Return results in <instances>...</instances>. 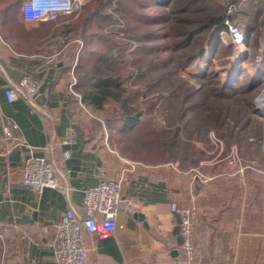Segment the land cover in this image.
I'll return each instance as SVG.
<instances>
[{"label": "crops", "instance_id": "0c3cea01", "mask_svg": "<svg viewBox=\"0 0 264 264\" xmlns=\"http://www.w3.org/2000/svg\"><path fill=\"white\" fill-rule=\"evenodd\" d=\"M248 1L246 12L250 17L256 15L255 21L245 46H234L233 57L242 55L250 61L251 51L259 45L249 64L262 73L264 0ZM42 23L29 24L23 19L27 30L38 29ZM6 27V22L0 23V64L5 74L13 80L35 74L42 85L37 97L41 111L33 112L24 99L8 98L7 79L0 77L3 264H59L52 245L55 224L70 205H82L88 187L123 175L117 229L107 237L85 234L87 244L94 248L88 264H264V158L244 160L242 165L247 167L240 174L241 165L231 164L225 146L212 140L206 154L200 153L198 163L189 167L180 166L179 161L144 160L129 148L119 150L107 137L90 134L80 126L68 76L62 71L64 61L53 56L56 52L18 50L13 40L5 38ZM11 122L19 125L26 145L5 137L3 125ZM71 125L77 130L76 138L65 144ZM196 145L204 148L200 141ZM66 149L70 157L64 156ZM51 155L68 174L69 195L52 187L36 191L18 183L27 159ZM173 201L197 209L191 255L183 247L180 217L171 209Z\"/></svg>", "mask_w": 264, "mask_h": 264}, {"label": "rangeland", "instance_id": "374dc122", "mask_svg": "<svg viewBox=\"0 0 264 264\" xmlns=\"http://www.w3.org/2000/svg\"><path fill=\"white\" fill-rule=\"evenodd\" d=\"M23 1L0 0V5L12 7L10 15L14 25L21 20ZM165 1L163 4L159 0H90L79 11L59 20L60 28L70 24L76 29L67 36L61 35L60 30L50 37L49 50L59 45L58 50L63 49V52L55 57L66 65L70 63V69L62 71L68 76L79 124L90 134L107 137V141L119 150H125L134 140L136 146H144L140 150L148 156L155 149L160 150L159 153L164 151L167 156L170 148L167 143L175 137L176 131H186V126L182 127L185 119L193 118L187 122L191 130L200 119L205 125L203 130L192 132L193 136L181 134L184 144L170 150V159L178 161L185 149L193 152L191 144L202 142L199 140L201 135L210 140L213 136L221 139L228 154L233 149L238 150L245 163L255 148L254 137L264 138V117L257 106V99L264 91V80L261 82L264 72H258L255 64H249L256 58L259 45L251 51L250 61H245L242 55L233 57L234 48H222L221 45L217 48L218 36L212 34L210 38L213 33L210 31L196 35L188 44L195 28L202 26L209 13H216L221 8L218 0H207L212 7L208 11L201 10L203 0ZM189 1L193 2V7L186 12ZM147 12L158 13L160 18L149 23L136 17L138 13ZM87 15H91L90 19L82 24L81 20ZM85 28L98 39L86 44ZM220 35L222 37V32ZM224 35L226 42H230L228 35ZM198 43L206 46V50L212 49L213 44L215 48L205 54L206 57L194 59ZM66 44L69 45L67 48ZM88 50L102 52L101 57L95 60L93 55L88 60L85 56ZM246 53L248 55V51ZM91 75L115 77L99 105L91 97L86 98L89 93H100ZM251 77L258 81L251 83ZM232 83L234 87L227 89L232 93L226 94L224 89L223 92L221 85ZM194 105L196 108L192 110ZM125 114L138 117L146 123L147 129L134 131L136 134L124 132L121 122ZM180 117L184 119L179 120ZM184 140L189 141V146H185ZM262 146L264 149V140ZM0 264H3V255Z\"/></svg>", "mask_w": 264, "mask_h": 264}, {"label": "built area", "instance_id": "2783aa9c", "mask_svg": "<svg viewBox=\"0 0 264 264\" xmlns=\"http://www.w3.org/2000/svg\"><path fill=\"white\" fill-rule=\"evenodd\" d=\"M90 0H25L21 10L23 19L29 24L47 22L58 19L60 16L70 15L79 11ZM228 29L222 32V38L226 42V33L234 46H245V33L237 25L227 21ZM248 51V47L245 48ZM54 53L53 56L59 54ZM7 79L6 95L10 100L24 99L32 111H41L37 103V97L42 85L41 79L31 73L25 74L20 80H13L5 74L0 64V77ZM257 106L264 117V91L257 99ZM3 133L6 138L16 139L18 143L26 145L19 135V125L11 122L3 125ZM76 128L71 125L66 131L65 144L75 141ZM215 145L223 147V141L213 136ZM65 157H70V150L64 151ZM229 162L241 165L238 172L243 173L246 165H242L239 152L233 149L228 155ZM125 179H102L96 185L85 190L82 205L75 207L70 205L63 217L55 224L56 232L52 242L57 262L59 264H88V254L93 247L86 241V233L107 237L117 229V215L123 207L121 197V184ZM18 183L30 187L36 191H42L46 187H52L59 192L69 195V177L64 172L53 155L50 157L31 156L26 160ZM172 211L180 217V228L183 235V247L191 255L194 249V227L197 216L195 206L180 205L177 201L171 203ZM2 227V222H0Z\"/></svg>", "mask_w": 264, "mask_h": 264}, {"label": "trees", "instance_id": "16d2710c", "mask_svg": "<svg viewBox=\"0 0 264 264\" xmlns=\"http://www.w3.org/2000/svg\"><path fill=\"white\" fill-rule=\"evenodd\" d=\"M2 1H4V0H2ZM159 1L163 4L166 3L165 0H159ZM191 1L195 2L194 0H191ZM191 1H189V3L185 6L186 12L189 11L190 8L192 9V7H193V6L191 7V4L193 3ZM203 1H204V4L202 5L203 7L201 8V10L202 9H205L207 11L210 9L212 10V7L208 5L207 0H203ZM218 2L220 4L221 8L219 10H217L216 13L215 12L209 13V15H207L208 17L206 18V20L204 21L202 26L200 28L199 27L195 28V31L188 38V44L191 43V41L193 40V38L196 35H199L203 31L204 32L210 31V32H213V33H210L211 34L210 38H211L212 34H213V36H214V34L218 36V40H217L218 44L216 45L217 48H219L221 45L222 48L227 47L228 49L232 50L234 48V45H231V44L229 45V44L224 43L221 40V35H220L221 32L226 31L228 29L227 21H230L234 24H237L244 31L245 41H247L248 32L253 27V23L255 21V16H256V15H252L251 17H253V18H251L249 16V14L246 12V8H247L246 5L248 4L247 2H249V1L248 0H218ZM22 3L20 5L21 20H20L19 24H17V25H14L11 23L12 17L10 14H12V11H13V9H11L12 7H10L9 4H4V3L0 5V22H6V25H7L6 29L3 30V34H4L5 38L8 40H13L12 43L14 44V47L18 50H26V51H32L33 50V51H37V52H46V53H49L50 55H52V53H54V52L60 51L58 56L60 54H62L63 49L58 50L59 45H57V46H55L49 50V46H50L49 44L52 41L48 40V39L52 36H55L56 33H59L60 30H61L60 33H62L61 35H65V36L70 34V31L71 32L75 31L76 28L73 26H70V24L64 25L61 28L58 25L59 24L58 22L60 19H62L63 17L69 16V15L60 16L56 20L43 22L41 24L40 28H38V29L27 30V29H24V26H23V15H22V10H21ZM16 12L17 11L14 10L13 13L16 14ZM90 16L91 15H87L83 20H81L82 21L81 23L82 24H83V22L86 23L90 19ZM136 17H141L142 19H140V20H143L144 22L153 23V22H156V20L159 17V14L158 13L156 14L154 12H152V13L147 12L146 14H141V13L139 14L138 13L136 15ZM78 29H79V26H78ZM84 31H85V35H84L85 39L84 40L86 41V44H90L93 40L98 39L97 38L98 36H96L94 33L88 32V28H85ZM79 33L83 34V33H81V30L79 31ZM210 38H209L208 44L210 43ZM198 44L196 45V47L197 46L198 47L195 50L194 54H196V55H195L194 59L197 57H203L205 54H208L210 52V50L215 48V45L213 44V47H211L212 49L206 50V46H203L202 44L201 45L200 44L198 45ZM65 46L67 48L69 45L66 44ZM101 54H102V52H100L98 54V52L95 50L94 51L88 50V51H86L85 56L88 58V60H90V57L94 55L95 56L94 59L96 58L95 60H98L99 57H101L100 56ZM204 57H206V55ZM95 60H93V61H95ZM69 64L70 63H68V65H66V63L64 62L62 69L63 70L64 69L69 70L70 69ZM67 66H69V67H67ZM91 77L93 78L94 85L99 88L100 93L96 92V94H92V95H90V93H89L88 95H86V98L91 97L93 99V101L96 103V105H99L102 102V98L104 97L103 94H105L107 92V89L109 86L114 84V82H115L114 78L115 77H112L110 75L106 76L104 78L100 77V76H95V75H91ZM263 80L264 79L262 77L261 82H263ZM257 81H258V79L255 77L250 78V82L251 83L253 82V84H254V82H257ZM234 83H236V82H234ZM233 85H234L233 83H232V85L222 84L221 87H222V90L223 89L226 90V94L227 93L231 94L232 92L227 91V89H229V88L232 89L234 87ZM224 90H223V92H224ZM191 108L193 110V108L195 109L196 107L194 105V107H191ZM184 114H186V113H184ZM164 118H166V116H164ZM180 119H184V118L180 117L179 120ZM191 119L193 120V118L185 119V124L182 125V127L186 126V127H184V130L186 129V131L185 132L183 131L181 133L180 129H178L176 131V134L174 135L175 137H173V139L170 141V143H167L168 148L170 146V148L168 149V155L167 156H164V154H165L164 151H163V153H159L160 150L158 151L156 149H155L154 153H148V154H151L152 157L146 155L145 153H143L140 150V148H143L144 146L142 144L140 146H136L135 145L136 142L133 140V138H132L133 141H131L130 144H127V148L131 149L133 152L137 151V154H139L137 157L144 159V160H150V161L152 160V161H156V162L173 161L175 159L169 158L170 153H171L170 150H174V148L178 147L179 144L180 145L184 144L182 141L183 139L180 138L181 134H183V135H187V134L189 135L190 134V136H193L192 132H195V131L201 132L203 130V126H205V125H203V120L198 119L199 121L197 120V124H195L193 126L194 130H191V128L187 127V122H189ZM177 124H178L177 126H179V122ZM121 129L126 133L136 134L137 132H142L147 128H146V123L141 122L138 117L131 116V115L128 116L125 114L124 117L122 118ZM134 131L136 133H133ZM190 136H189V138H190ZM179 140H181V141H179ZM199 140H201L203 142L204 148H200L195 143L191 144L193 147V152H189V149L184 150V153L181 156L182 158L179 159L180 161L178 160L180 163V166L189 167L190 165H195L199 161V158L197 159L196 157H198L200 153L206 154V150H205L206 148L210 149V147H211V144H210L211 140L210 139H206L205 137L203 138L200 135ZM263 140H264V138L260 140V139H257L254 137V139L252 140L254 142V144L253 143L252 144L254 145L255 148H254L253 152L251 153V155H249L245 159L246 161L247 160L251 161L253 159L255 160L257 158H260V159L264 158V155L262 154L264 152V149L262 146ZM184 141L186 142L185 146H189V141H187V140H184ZM138 144L139 143L137 142V145ZM137 148H139V150ZM1 228L2 227H0V256L4 255V249H5Z\"/></svg>", "mask_w": 264, "mask_h": 264}, {"label": "water", "instance_id": "95a60500", "mask_svg": "<svg viewBox=\"0 0 264 264\" xmlns=\"http://www.w3.org/2000/svg\"><path fill=\"white\" fill-rule=\"evenodd\" d=\"M61 64V63H60Z\"/></svg>", "mask_w": 264, "mask_h": 264}]
</instances>
